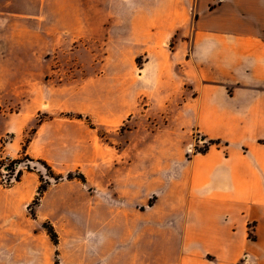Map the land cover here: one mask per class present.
<instances>
[{
  "label": "crops",
  "instance_id": "1",
  "mask_svg": "<svg viewBox=\"0 0 264 264\" xmlns=\"http://www.w3.org/2000/svg\"><path fill=\"white\" fill-rule=\"evenodd\" d=\"M126 6L149 58L143 71L180 69L193 85L182 121L213 144L186 157L169 135L146 137L140 148L126 142L121 154L141 150L138 160L120 168L117 200L81 213L85 243L73 242L75 232L63 237L55 214L31 218L24 208L35 185L0 186V264H264V0ZM30 10V0H0V104L9 103L5 61L31 51ZM158 104L170 118L169 98Z\"/></svg>",
  "mask_w": 264,
  "mask_h": 264
},
{
  "label": "rangeland",
  "instance_id": "2",
  "mask_svg": "<svg viewBox=\"0 0 264 264\" xmlns=\"http://www.w3.org/2000/svg\"><path fill=\"white\" fill-rule=\"evenodd\" d=\"M30 1L31 51L5 61L9 89L1 95L9 103L0 104V186L11 188L21 172L19 181L36 186L24 208L31 218L55 214L63 237L75 232L73 242L85 243L81 213L102 211L105 198L117 200L120 168L138 160L141 150L121 154L126 142L140 148L146 137L169 135L186 157L189 145L194 153L207 142L199 145L181 118L192 82L177 67L163 75L143 71L149 58L136 28L127 25L133 0ZM167 98L170 118L158 104ZM42 228L55 233L49 220Z\"/></svg>",
  "mask_w": 264,
  "mask_h": 264
},
{
  "label": "trees",
  "instance_id": "3",
  "mask_svg": "<svg viewBox=\"0 0 264 264\" xmlns=\"http://www.w3.org/2000/svg\"><path fill=\"white\" fill-rule=\"evenodd\" d=\"M212 144H213L212 142L207 143L206 147H204L203 150H198L196 153H204V152L208 149L209 145H212ZM12 163L15 164L14 161H13ZM16 163H18V162H16ZM20 176H21V172L18 171L17 174H16V177H15V181H16V182L19 181ZM70 178H71V175H68V179H70ZM43 192H44V188L40 187V188L38 189V196H37V198H36V200H35L36 203H37L38 199L42 196ZM46 232H47V234H48V236H49L51 242H52L54 245H57V237H56L55 233L53 232L52 228H51L50 230L46 228Z\"/></svg>",
  "mask_w": 264,
  "mask_h": 264
},
{
  "label": "built area",
  "instance_id": "4",
  "mask_svg": "<svg viewBox=\"0 0 264 264\" xmlns=\"http://www.w3.org/2000/svg\"><path fill=\"white\" fill-rule=\"evenodd\" d=\"M197 142H198V144L199 145H201L202 147L205 145V143H206V141L203 139V138H201V137H198V139H197ZM195 145H189V148H188V150H187V152L188 153H192V154H194V153H196L198 150H195V152L193 153V147H194ZM205 147V146H204Z\"/></svg>",
  "mask_w": 264,
  "mask_h": 264
}]
</instances>
